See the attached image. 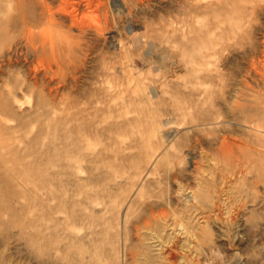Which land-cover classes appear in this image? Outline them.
Listing matches in <instances>:
<instances>
[{
    "label": "rangeland",
    "instance_id": "obj_1",
    "mask_svg": "<svg viewBox=\"0 0 264 264\" xmlns=\"http://www.w3.org/2000/svg\"><path fill=\"white\" fill-rule=\"evenodd\" d=\"M9 1L0 0V264H264V0H212L228 2L216 19L202 6L210 0L139 10L101 0L85 33L57 17L71 48L49 83L55 102L42 72L35 86L27 75L31 52L1 59L21 38ZM214 19L212 64L191 66L166 40L130 59L111 42L150 25L148 35L161 25L185 35Z\"/></svg>",
    "mask_w": 264,
    "mask_h": 264
},
{
    "label": "bare ground",
    "instance_id": "obj_2",
    "mask_svg": "<svg viewBox=\"0 0 264 264\" xmlns=\"http://www.w3.org/2000/svg\"><path fill=\"white\" fill-rule=\"evenodd\" d=\"M124 1V4L126 6H128L126 4L127 1L129 2H132L134 4V8H137L138 10L139 9H142L146 6H148L149 4V1L150 0H123ZM184 0H182L183 2ZM190 1H194V0H190ZM231 2H233V0H230ZM186 2V1H185ZM184 2V4H185ZM191 2V3H192ZM223 2V1H222ZM221 1L219 3H222ZM226 2V0H225ZM224 2V7H225V4L228 6V2L225 3ZM230 2V3H231ZM101 3V0H12V1H9L7 2L8 5V10L11 11V14L9 16H13V11H15L18 15V19L15 18V16L13 17V19H11V22L7 23L9 26H11L10 24H14L13 25V28L14 27H17L18 30H19V33H20V42H18L13 48H11L9 51H6L5 55L1 56V59H9L12 52L16 53L17 51H20L22 49L25 50V52H31L35 59V62H36V66L34 67L33 65V69L31 71H29V74H27L30 78H31V81L33 82L32 85H37V79H38V76H39V71L42 72V78H44V80L46 79V81L48 80V83H47V86H45V84L43 83V85L45 86L46 90H47V94L48 96L54 100L56 97H57V89H54L53 88H49V83L52 82L54 76L56 75H59V73L61 72V68H62V60H61V57H60V54H59V51H61V49L66 45V41L68 40L67 36L66 35H63L60 31H57V26L59 24H57L56 22V18L58 17L59 19H64V20H68L69 22V25L70 27H73L75 28L78 32L80 33H83L85 30H87L86 28L88 27L87 25V21L89 19L88 17V14H94L95 11H100V7L102 5H100ZM105 3V2H104ZM111 3V2H110ZM116 3V2H115ZM122 3V2H121ZM218 2H215V1H207L205 3L200 4L202 6H204L206 8V10H209V11H205V12H210L211 14H213L214 18L216 19L218 17V13H219V10H221V8H224V7H221V4H219ZM102 4V3H101ZM130 4V3H129ZM132 4V5H133ZM195 4V3H194ZM105 5V4H104ZM122 5V4H121ZM119 4V2H117V5L114 6L115 8H119V9H122V6ZM199 5V6H200ZM235 5V4H234ZM233 5V6H234ZM130 6V5H129ZM128 6V7H129ZM194 6V5H193ZM232 6V5H231ZM127 7V9H128ZM197 7V6H196ZM236 8V6H234ZM234 7H232V12H233V9ZM102 8V7H101ZM107 8V7H105ZM149 8V7H148ZM198 8V7H197ZM204 8V9H205ZM226 8H230V7H226ZM242 8V7H241ZM194 9V7H193ZM200 9V7L198 8ZM196 9V10H198ZM237 9V8H236ZM244 9V8H243ZM242 9V10H243ZM107 10V9H106ZM131 10V9H130ZM128 9V14L131 13ZM135 10V9H134ZM190 10H191V5H190ZM189 10V11H190ZM194 9L191 10L190 12H195L196 11ZM225 10V9H224ZM230 10V9H229ZM239 10V9H238ZM117 11V10H116ZM132 11H133V8H132ZM142 11V10H141ZM199 11V10H198ZM198 11L196 13H198ZM223 11V10H222ZM220 11V12H222ZM241 11V10H239ZM107 12V11H106ZM140 12V11H139ZM201 12H203V10L201 9ZM224 12V11H223ZM231 12V11H230ZM229 12V13H230ZM235 12V10H234ZM233 12V13H234ZM105 13V12H104ZM116 13V12H115ZM189 13V12H188ZM195 13V14H196ZM238 13V12H237ZM244 14V10L242 12ZM96 14V13H95ZM94 14L95 17H97L96 15ZM102 14V12L100 13ZM111 14V13H110ZM117 14V13H116ZM115 14V15H116ZM134 14V13H133ZM132 14V15H133ZM136 14V12H135ZM199 14V13H198ZM235 14V13H234ZM233 14V15H234ZM16 15V14H15ZM114 15V16H115ZM138 14H136V17H137ZM201 15V14H200ZM228 15V14H226ZM231 15V14H230ZM229 15V16H230ZM238 15V14H236ZM234 15V16H236ZM240 15L241 12H240ZM245 15V14H244ZM17 16V15H16ZM91 16V15H90ZM93 16V17H94ZM199 16V15H198ZM202 16V15H201ZM221 16V15H219ZM234 16H230V17H234ZM104 17V16H103ZM106 17V16H105ZM109 17V16H108ZM120 17V16H119ZM123 17V15H122ZM133 17V16H132ZM230 17H227V18H230ZM10 19V17H8ZM126 18V17H125ZM197 18V17H196ZM203 18V16H202ZM207 18V17H206ZM226 18V19H227ZM237 18V17H236ZM242 18V16L239 17V19ZM97 19V18H96ZM109 19V18H108ZM106 18H104V22H102L104 24V27H109V20ZM128 18H126L127 20ZM131 19V18H130ZM129 19V20H130ZM145 19V18H144ZM147 19V18H146ZM213 19V17L211 18ZM214 19V21H215ZM238 19V18H237ZM98 20V19H97ZM99 20H102V19H99ZM114 20V19H112ZM135 19H133L134 21ZM225 20V19H224ZM222 20V21H224ZM229 20V19H228ZM233 20V19H232ZM231 20V21H232ZM236 20V19H234ZM233 20V21H234ZM59 21V20H58ZM91 21V19L89 20ZM93 21V20H92ZM111 21V20H110ZM117 21V20H116ZM183 20H181L182 22ZM186 21V20H185ZM203 21V20H202ZM201 21V22H202ZM214 21L212 22V24L208 25V26H204L202 27L203 25H200L199 28L198 27H194V34L190 33L192 31H188L190 34H191V38L188 42L185 41V36L186 35H189V33L186 32V34H182V35H176L175 33L171 32L170 33V36H168V31L167 32H164L167 30V27H165L164 25H161V26H158L157 28H159L158 30L156 29V31L154 29H151V30H154L151 32L150 35H148L147 33H150L149 29L152 28V26H145V32H141L142 34H138L136 32L133 33V31L136 29V27H131V26H128V31H130L131 33V37L129 40L127 38H124L125 40H128V42H125V40H123L121 38L120 35H118V37L116 36H112L111 39L117 47H119L120 49V53H123L124 57H131L132 58V54L134 55L135 54V51L138 52L139 50L141 51H144L145 53L155 47V41L161 46V43L164 42V40H166V42L170 43L172 42L174 46H176L174 49H170V50H173L171 51V53L173 55H177L176 53H178L179 56H181V58L183 60H186L187 63H189L191 66L194 64V63H197L199 64L200 62L202 61H206L209 57H211L212 55H215L217 52L215 50V48L209 46V43L212 42V36L214 34H216L218 31H217V28L220 27V25L218 24V22L214 23ZM238 21V20H236ZM245 21V20H244ZM129 22V21H128ZM146 22V21H145ZM148 22V21H147ZM150 22V21H149ZM187 22V21H186ZM192 22V21H191ZM98 23V22H97ZM115 23V21H114ZM183 23V22H182ZM200 23V22H199ZM204 23V21H203ZM211 23V22H210ZM229 23H230V20H229ZM236 23V22H235ZM91 24V23H90ZM102 24V25H103ZM146 24V23H145ZM181 24V23H179ZM184 24V23H183ZM180 25L181 27L183 26ZM186 24V23H185ZM224 24H226L227 26L229 25L228 22L227 23H223V26H225ZM234 24V23H233ZM95 25V24H94ZM93 25V26H94ZM98 25V24H96ZM101 25V26H102ZM149 25V24H148ZM199 25V24H198ZM239 25V24H238ZM241 25V23H240ZM61 26V25H60ZM100 26V27H101ZM138 26V24H137ZM175 26V25H174ZM194 26V25H193ZM192 26V27H193ZM197 26V24H196ZM230 26V25H229ZM234 26V25H233ZM236 26V25H235ZM234 26V28H235ZM12 27V26H11ZM99 26L97 27L100 28ZM103 27V28H104ZM107 27V29H108ZM122 27V26H121ZM166 30H164L165 28ZM179 27V26H178ZM177 27V28H178ZM189 28V26H186ZM92 28V27H91ZM102 28V29H103ZM120 28V27H119ZM180 28V27H179ZM187 28V30H188ZM195 28L197 30H195ZM227 28V27H226ZM226 28L223 27V29L225 30ZM231 28V26H230ZM96 29V28H95ZM110 29V28H109ZM219 30L221 29L222 30V26L221 28H218ZM59 30V29H58ZM93 30H94V27H93ZM125 30V29H124ZM186 30V31H187ZM191 30V26H190V29ZM220 30V32H221ZM223 30V31H224ZM232 30V29H231ZM242 30V29H241ZM126 31V30H125ZM176 31V29L174 30V32ZM222 31V32H223ZM243 31V30H242ZM87 32V31H86ZM102 32V31H101ZM114 32V31H113ZM185 32V31H184ZM231 32V31H230ZM233 32V31H232ZM231 32V33H232ZM85 33V32H84ZM126 33L128 34V32L126 31ZM178 33V32H177ZM219 33V32H218ZM217 33V35H218ZM228 33V32H227ZM225 34V32H224ZM223 34V35H224ZM229 34V33H228ZM241 34V33H240ZM243 34V33H242ZM241 34V35H242ZM221 35V34H220ZM231 35V34H229ZM215 36V35H214ZM225 36V35H224ZM125 37V36H124ZM127 37V36H126ZM226 37V36H225ZM188 38V36H187ZM231 38V37H230ZM229 36H228V39H230ZM227 39V38H226ZM225 39V40H226ZM227 39V40H228ZM169 40V41H168ZM224 40V38L222 39ZM70 41V40H69ZM219 43V40L217 41ZM166 43V44H168ZM221 43V42H220ZM164 44V43H163ZM162 44V45H163ZM172 45V44H171ZM172 45V46H173ZM216 45V43H215ZM231 45V44H230ZM67 46V45H66ZM70 47V45H68ZM68 46H67V49H68ZM171 47V46H170ZM71 48V47H70ZM172 48V47H171ZM219 50L220 47H217ZM223 48V47H222ZM65 49V48H64ZM63 49V50H64ZM224 49V48H223ZM240 49V48H239ZM69 50V49H68ZM156 50V49H155ZM158 50V49H157ZM226 50V49H225ZM67 51V50H66ZM70 51V50H69ZM139 51V52H141ZM223 51V50H222ZM65 52V51H64ZM157 52V51H156ZM221 53V52H220ZM219 53V54H220ZM227 53V52H226ZM29 54V53H28ZM142 54V53H140ZM15 55V54H14ZM139 55V53H138ZM121 56V55H120ZM140 56V55H139ZM224 56V55H223ZM134 57V56H133ZM222 57V55H221ZM143 58V57H142ZM179 58V57H178ZM113 59V58H112ZM130 59V58H129ZM128 59V61H129ZM134 59V58H133ZM64 60V59H63ZM214 60V59H213ZM263 60V59H262ZM208 64H212L213 62L212 61H209L207 60ZM206 61V62H207ZM33 62V61H32ZM212 62V63H211ZM34 63V62H33ZM133 63V62H132ZM35 64V63H34ZM31 65V66H32ZM121 65V64H119ZM201 65V64H200ZM203 65V64H202ZM130 66V65H129ZM183 66V65H182ZM197 66V65H196ZM204 66H206V63L204 64ZM29 67V66H28ZM127 67V66H126ZM125 67V68H126ZM131 69H133L132 66H130ZM129 67V68H130ZM216 67V66H215ZM214 67V68H215ZM128 68V67H127ZM192 69L195 70V66L191 67ZM205 68V67H204ZM211 68V67H210ZM209 68V69H210ZM124 69V68H122ZM151 69V68H150ZM188 69H190L188 67ZM192 69H190L192 71ZM213 69V68H212ZM30 70V69H29ZM127 70V69H126ZM203 70V69H202ZM218 70V68H217ZM139 71V70H138ZM160 71V70H159ZM201 71V70H200ZM216 71V69L214 70ZM127 72V71H126ZM129 72V71H128ZM131 72V70H130ZM129 72V73H130ZM137 72V71H136ZM211 72V70H210ZM217 72V71H216ZM28 73V71H27ZM195 73H198V72H195ZM204 73V72H203ZM209 73V72H208ZM214 73V72H212ZM218 73V72H217ZM221 73V72H220ZM40 74V75H41ZM133 74V73H132ZM222 74V73H221ZM123 75V74H122ZM126 75V74H125ZM141 75V74H140ZM207 75V74H206ZM209 75V74H208ZM207 75V76H208ZM212 75V74H211ZM215 75V74H214ZM220 75V74H219ZM117 76V75H116ZM27 77V76H26ZM25 77V79H26ZM203 77V76H202ZM209 77V78H208ZM207 79H210V76H208ZM212 77V76H211ZM201 78V77H200ZM206 78V77H205ZM214 77H212L211 79H213ZM56 79V78H55ZM210 79V80H211ZM215 79V78H214ZM213 79V80H214ZM42 80V79H41ZM27 81V80H26ZM30 81V80H29ZM209 81V80H208ZM217 81V80H216ZM192 82V81H191ZM46 83V82H45ZM211 83V82H210ZM30 84V83H29ZM60 84V83H59ZM142 84V83H141ZM52 84H50L51 86ZM196 85V84H195ZM54 86V85H53ZM30 87V86H29ZM38 87V86H37ZM36 87V88H37ZM57 88V87H56ZM163 89V88H162ZM1 90V89H0ZM16 90V89H15ZM119 91V89H118ZM161 91V90H160ZM100 92V91H99ZM162 92V91H161ZM160 92V93H161ZM46 94V93H45ZM108 94V93H107ZM174 94V93H173ZM111 95V93H110ZM4 96V95H3ZM2 96V97H3ZM104 96V95H103ZM107 96V95H106ZM119 96V95H118ZM186 96V95H185ZM200 96V95H199ZM24 97V96H23ZM89 97V96H88ZM129 97V96H128ZM48 98V97H46ZM195 98V96H194ZM16 99V98H15ZM85 99V98H84ZM84 99L82 101H84ZM51 100V101H52ZM80 100V99H79ZM88 100H90L89 98L87 99V103L89 102ZM101 100V99H99ZM131 100V98L129 99ZM91 101V100H90ZM125 101V100H124ZM55 102V100L53 101ZM80 102V101H79ZM78 102V103H79ZM118 102V101H117ZM116 102V103H117ZM128 102V100H127ZM76 103V102H75ZM84 103V102H83ZM81 103V104H83ZM87 103L86 106H87ZM90 103V102H89ZM88 103V104H89ZM131 103V102H130ZM138 103V102H137ZM177 103V102H176ZM43 104V103H42ZM48 104V103H47ZM55 104V103H54ZM80 104V103H79ZM78 105H75V106H79ZM84 104V105H85ZM93 104V103H92ZM144 104V103H143ZM200 104V103H199ZM5 105V104H4ZM91 105V104H90ZM189 105V104H188ZM0 106H2L0 104ZM38 106V105H37ZM73 106V107H75ZM85 106V107H86ZM35 107V106H34ZM89 107V106H88ZM3 108V107H2ZM76 108V107H75ZM78 108V107H77ZM91 108V107H89ZM89 108H87L89 110ZM93 108V107H92ZM79 109V108H78ZM77 109V110H78ZM87 110V111H88ZM146 110V109H145ZM1 111V110H0ZM3 111V110H2ZM0 112V113H3V112ZM9 111V110H8ZM65 111V110H64ZM62 111V112H64ZM67 111V110H66ZM84 111V109L82 110ZM86 111V112H87ZM92 112V111H91ZM94 112V111H93ZM101 112V111H100ZM76 113V112H75ZM79 113V112H78ZM85 113V112H84ZM95 113V112H94ZM63 114V113H62ZM67 114V113H66ZM70 114V113H69ZM91 114V113H90ZM98 114V113H97ZM155 114V113H154ZM33 115V114H32ZM77 115V114H76ZM85 115V114H84ZM70 116V115H69ZM72 116V115H71ZM82 116V115H81ZM157 116V115H156ZM86 117V116H85ZM145 117V116H143ZM142 117V118H143ZM79 118V117H78ZM81 119L83 118L80 117ZM79 118V120H80ZM90 118V116H89ZM136 118V117H135ZM141 118V117H140ZM150 118V117H149ZM66 119V117H65ZM71 119V118H70ZM51 120V119H50ZM56 120V119H55ZM84 120V119H83ZM86 120V119H85ZM82 121V120H81ZM80 121V122H81ZM71 122V121H70ZM78 121L76 120V123ZM85 122V121H84ZM150 122V121H149ZM47 123V122H46ZM147 123V122H146ZM152 125V124H151ZM81 126V125H80ZM79 127V126H77ZM73 128V127H72ZM6 130V129H5ZM158 130V129H157ZM155 133V132H154ZM84 134V133H83ZM147 144V143H146ZM7 145V143H6ZM13 153V152H12ZM1 154V153H0ZM10 154V153H9ZM4 158V157H3ZM13 168V167H12ZM9 169V168H8ZM143 191V190H142ZM158 216V215H157ZM154 217V216H153ZM148 225V224H147ZM182 225V224H181ZM181 225H180V228H181ZM167 243V242H166ZM173 255V254H171ZM171 257V256H170ZM173 262V261H172ZM177 263V262H176Z\"/></svg>",
    "mask_w": 264,
    "mask_h": 264
}]
</instances>
